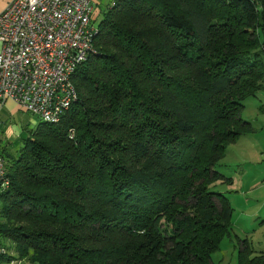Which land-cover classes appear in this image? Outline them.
<instances>
[{"label":"trees","instance_id":"obj_1","mask_svg":"<svg viewBox=\"0 0 264 264\" xmlns=\"http://www.w3.org/2000/svg\"><path fill=\"white\" fill-rule=\"evenodd\" d=\"M96 26L76 101L3 148L0 240L30 264H213L217 167L264 90V0H114ZM254 252L241 240L237 264Z\"/></svg>","mask_w":264,"mask_h":264},{"label":"built area","instance_id":"obj_2","mask_svg":"<svg viewBox=\"0 0 264 264\" xmlns=\"http://www.w3.org/2000/svg\"><path fill=\"white\" fill-rule=\"evenodd\" d=\"M92 12L91 0H11L0 11V103L58 123L77 99L72 74L96 53ZM8 188L0 153V194ZM8 253L0 240V258Z\"/></svg>","mask_w":264,"mask_h":264},{"label":"rangeland","instance_id":"obj_3","mask_svg":"<svg viewBox=\"0 0 264 264\" xmlns=\"http://www.w3.org/2000/svg\"><path fill=\"white\" fill-rule=\"evenodd\" d=\"M108 1L110 0H102V3L105 4ZM100 16L94 18L93 22L97 23ZM247 102V100L244 101V104H249ZM243 117L254 119V112L247 113L244 111ZM261 117L264 121V116ZM39 121V118L23 109H16L13 112L6 110L0 114V134L4 133L5 130L9 131L11 127L14 131V138H20V135L23 137L27 130L29 133ZM245 136L248 137H240L241 139L235 144L227 146L225 155L220 161L224 165L217 167L220 173L232 179V184L218 183L215 187L219 191L222 190L231 200L238 195L240 182L238 174H242L240 168L245 167L248 176L243 178L242 193H245V188H248L247 192L249 193H246V197L249 202L248 205L241 204L240 206L230 202L232 207L230 234L222 239L218 250L212 253L211 258L214 264H237L242 239L248 240L249 248L253 251H264V153H262L264 150V130ZM19 142L9 146L13 153L20 147L22 141L20 144ZM3 147V144H0L1 154ZM1 242L8 248L12 245L10 241H8L9 244H6L4 239ZM15 258L9 251L2 259L14 264Z\"/></svg>","mask_w":264,"mask_h":264},{"label":"crops","instance_id":"obj_4","mask_svg":"<svg viewBox=\"0 0 264 264\" xmlns=\"http://www.w3.org/2000/svg\"><path fill=\"white\" fill-rule=\"evenodd\" d=\"M10 1L11 0H0V11H2L7 6V4ZM91 1H92V5H93V12H92V16L91 17H92L93 20L98 15L99 16L101 15L102 11L106 8V6H108L112 2H114V0H110L107 3L103 4L102 0H91ZM246 100L248 101L247 103H249V104H244V102H243V105H244L243 112L244 111H246L247 113H249L250 111L254 112V119L253 118H251V119L245 118L246 120L250 121V123L252 124V126L254 128V131L249 132V133H247L245 135L256 134L258 131L264 130V121H262V117H261V116H264V90L258 91L255 96L248 97L244 101H246ZM16 109H21V108L14 101H12L10 99H7L3 103H0V114L4 113L6 110H9V111L13 112ZM0 125H1V122H0ZM35 127L36 126H34L33 128H35ZM27 135H28V130H27V133H25V136L22 137L20 135V138H14V131L10 127L9 131L5 130L4 133L0 134V144H3V146H4L3 148H6L10 152H12L11 151L12 149L9 146L12 143H18L19 141L21 142ZM245 135L239 136L237 138V140L234 143H232V144H235L242 137H248V136H245ZM20 142H19V144H20ZM262 153H264V150H262ZM219 165L220 166L224 165V163L220 162ZM240 171L242 172V174L241 173L238 174L239 179H240L239 188H238L239 191H237L238 195L235 196L232 200H231V198H229L226 195L228 200H229V202H233L234 204H238V206H240L241 204L248 205V202H249V199L246 197V193H249V192H247L248 188H245V193H242V189L244 187L243 178L248 176V171L246 172V169H245L244 166L240 168ZM242 240H246L248 242L247 239H242ZM5 242H6V244H9L8 241H5ZM9 251L12 254V256L16 257V254L14 253V251L12 249V245L9 248ZM15 259H16V261H15L14 264H30L29 262H27L24 259H18V258H15ZM0 264H10V263L6 262L4 259L0 258Z\"/></svg>","mask_w":264,"mask_h":264}]
</instances>
